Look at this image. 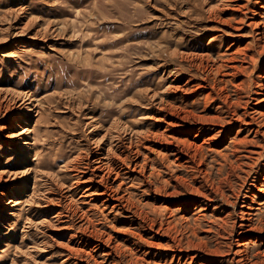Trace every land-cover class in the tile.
<instances>
[{
	"label": "rangeland",
	"instance_id": "obj_1",
	"mask_svg": "<svg viewBox=\"0 0 264 264\" xmlns=\"http://www.w3.org/2000/svg\"><path fill=\"white\" fill-rule=\"evenodd\" d=\"M201 1L0 0V28L4 13L25 8L17 28L36 17L37 28L63 29L60 40L45 42L12 38L13 28L0 34V87L43 98L41 119L20 123L32 131L28 152L5 144L4 135L18 129L0 113V172L57 173L84 148L80 132L92 113L105 127L118 119L156 134L118 163L117 179L101 178L94 159H82L76 177L51 181L55 204L29 213L23 201L32 180L23 185L3 173L0 264H32L33 257L45 264H264V0H220L195 29L181 24ZM204 24L214 29L199 30ZM172 51L187 55V72L153 64L154 55ZM171 81L161 95L167 111L144 109V91L162 92ZM65 97L84 104L85 116L66 108ZM66 188L74 200L90 190L76 203L89 221L61 198ZM2 194L20 204L2 209ZM55 216L62 219L44 235L26 228L27 218ZM41 241L43 252L28 257Z\"/></svg>",
	"mask_w": 264,
	"mask_h": 264
},
{
	"label": "bare ground",
	"instance_id": "obj_2",
	"mask_svg": "<svg viewBox=\"0 0 264 264\" xmlns=\"http://www.w3.org/2000/svg\"><path fill=\"white\" fill-rule=\"evenodd\" d=\"M222 2L218 0L215 5H210V2L208 0L207 1L203 0L195 7L191 6L190 9L186 11V13L188 14L190 12L191 13L194 12V14L195 13L197 14L194 16L193 19H191L190 17L188 18L185 17L184 18L185 20H182L181 24H184L188 26L189 28L190 27L196 28L199 22H200L199 24H201V22L206 20L205 17L212 16L215 10L218 9V6ZM4 14L5 15L1 17L2 18L1 21L3 22L4 25L1 26L3 28H0V34H8L9 30L13 28L15 33L13 34L12 38H23L24 37L30 40H34V41L42 40L44 42L47 41L46 39L50 37H51L50 39L52 40H56V41L60 40L61 36L63 35V31H62L63 29H61L60 27H54V25H51L50 23L47 24L43 28H37L38 26L37 22L39 21V19L36 17H30L29 19L26 20V22L23 24L22 27L17 28L16 26L20 23V21L25 20V17L28 16L27 9L25 8H20L18 10H10ZM198 29L211 31L214 28L206 26L204 24V25H201V27ZM33 31H35L36 35H39L38 38H35L36 36L35 37L31 36V33ZM8 37L10 38L9 35ZM5 41H6L5 38L2 39V37H0V45L5 43ZM181 55L182 53L178 51H172L168 53L167 56L162 53L161 54L158 53V55H154L152 57L154 59L153 64L156 65L158 68H164L167 65H172L174 66V72L176 74H179L184 71L187 72L188 69L184 68L185 66L182 65V62L187 61L188 57L187 55L185 56L184 55L181 56ZM177 57L181 59L180 60L181 62L175 61ZM205 58L207 61L209 60L210 57L207 55ZM168 78H171V77L169 76ZM174 80L175 79H173V81ZM173 81H171L169 83V86L162 92L157 93L151 90L144 91V97L146 99L145 100L146 103L144 104L143 108L147 110H155L156 112H159V113L167 111L168 104L164 102V99L161 95L167 93L168 90L173 87L172 85ZM65 100H66V106H65L66 108H69L72 111L78 113L79 116H82L81 113L82 112L84 113L85 112L84 110L86 109V106L84 104L78 103L76 105H72L70 104L69 98H66ZM42 102H43V98L36 99L29 92H23V91L17 92L16 90L15 91L12 90L11 88L0 87V113H2L3 117H5L4 118L5 120H8L9 122L13 123L11 127L14 125L13 127L18 129V131L15 129L16 131H11L7 135H4L5 144H14L18 148V150L22 152H28L32 149L33 144H32V138L30 137V134L32 131L30 128H27V127L21 128L20 123H23L27 126V124L24 123L25 122L23 120L24 118L30 119L34 117V118L41 119L42 110H43ZM83 116H85V113L83 114ZM85 120L87 122L86 124H84V127L82 126L83 130L80 132L81 140L83 141L82 146L84 148L80 149V152H78L77 155L74 156L72 159L65 162V164L59 168L57 173H54V174L47 173L41 170L35 171V170H31L30 168L21 170L20 172L18 171L17 172H0V178L3 175V173H7L9 176L13 177V179L11 177V180L22 179L23 185L27 184L28 182L32 180L33 183L31 187V193L23 201L24 207L27 208L26 212L28 213L30 211L32 212L34 207H39V208L47 207V203L49 204V202L52 201L48 197V194L50 195V191L52 188L51 181L54 183L56 182V184L58 185L60 177L63 174H66V175L73 174L72 176L76 177L77 173L81 169L80 161H82V159L87 161V163H89L90 159H94V162H93V165L95 168L94 171L102 173L101 178H103V176L105 175H111V174L116 179L119 178L120 176H119V173L117 172L118 163L125 164L129 159L127 155L128 153L137 155L138 148L142 145V141H145V139H147V137L150 134H153L147 131L146 129L141 130V131L133 130L129 127V125H127L126 123H123L122 121L118 119H114L107 127H105L102 125L99 119L93 116V113L90 117H88ZM79 122H80L79 120L76 121V123H79ZM153 135H156V134H153ZM37 159H38V156L35 155V157L32 160L34 164L36 163ZM35 166L38 167L39 163H36ZM30 174H32V177H30ZM4 182L7 183L9 182V180H5ZM36 188L38 189V192H37L38 194L36 193V191H35L36 194L34 193V190ZM89 191H90L89 189H85L84 193L80 195L76 200H74L72 198V192H73L72 189L66 188L62 192V196H61V198L67 201L69 205L70 204L73 205V212L79 213V218L78 217L77 218L78 220L80 219L82 222L89 221L88 215L83 210L82 211L78 210L76 203L79 204L80 206V203H82L81 200L85 198L86 194ZM38 195H40L41 197L43 195H46V197L43 196L45 198L44 203H46V205L45 204L43 206L41 205V203L39 202L40 197H37ZM4 199H6V196L2 194L1 196L2 205L1 206L4 207L2 209L7 210V211H9L8 208H11V207L13 208L14 206H17L18 204H20V202H18L16 199L15 200L7 199V201ZM58 202H60V200L56 202V206H58L57 204ZM51 204H53V202H51ZM61 219L55 216L53 218V222L45 221V220L39 221V222H32V221L29 222V219L27 218L26 228L27 230L35 228V231L37 232L39 231L41 234H43L42 229L44 230L45 226L58 223V221ZM63 229H59V230H63ZM39 246L41 247L37 248V246H33L29 248L30 250H27V253L25 254L29 257L30 252L28 251H37L35 254L36 255L38 254L39 256L40 252L41 251L43 252V249H44L42 246H45V245L41 241L39 242ZM61 248L68 251L69 254L71 255L77 254L78 252V249L69 248L66 244L61 245ZM32 259H33L32 264H45V263L37 262L35 257H33ZM66 261L67 259L63 260L62 263L64 264Z\"/></svg>",
	"mask_w": 264,
	"mask_h": 264
}]
</instances>
